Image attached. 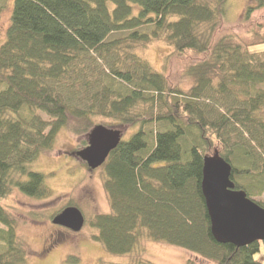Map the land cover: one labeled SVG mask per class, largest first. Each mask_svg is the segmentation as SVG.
<instances>
[{"label":"trees","instance_id":"trees-1","mask_svg":"<svg viewBox=\"0 0 264 264\" xmlns=\"http://www.w3.org/2000/svg\"><path fill=\"white\" fill-rule=\"evenodd\" d=\"M246 3L241 38L228 0H15L0 44V264H27L30 253L4 201L15 188L51 196L31 162L62 128L85 147L95 117L138 127L102 166L111 212L91 224L108 252L150 239L212 264H264L255 257L264 241L215 238L202 189L204 157L218 150L235 187L264 207V50H250L264 43L254 17L264 0ZM155 40L173 48L165 73L137 53ZM183 78L193 80L187 91Z\"/></svg>","mask_w":264,"mask_h":264},{"label":"rangeland","instance_id":"rangeland-1","mask_svg":"<svg viewBox=\"0 0 264 264\" xmlns=\"http://www.w3.org/2000/svg\"><path fill=\"white\" fill-rule=\"evenodd\" d=\"M247 1L228 0V23L241 38L248 36L242 26V13ZM14 3L15 0H0V5H3L0 16V44L7 38ZM132 5L134 13L137 14L141 6L137 3ZM254 17L258 21L264 20V9L257 10ZM250 50H264V43L251 46ZM172 52L173 48L164 40H155L137 47L140 56L149 60L154 69L164 73V61ZM192 85V78L179 81V86L184 91L189 90ZM95 118L96 123L108 127L118 124L114 119ZM137 129L136 126L127 128L122 139H129ZM83 141V137L75 136L68 129L62 128L56 136L53 149L41 153L31 162L30 169L45 175L46 184L52 190L51 196L38 199L15 188L4 201V205L15 218L17 234L30 249L27 264H141L147 260L156 264H185L189 259H195L196 264H212L190 250L150 239L144 240L139 249L132 253L116 255L108 252L95 238L98 229L91 224L95 215L111 212L110 199L104 186L105 172L102 166L90 169L74 153L81 149ZM256 199L264 201V193ZM70 204L80 208L86 219L83 228L78 232L53 222V218ZM4 227L0 223V229ZM255 257L264 261V246ZM69 258L77 261H69Z\"/></svg>","mask_w":264,"mask_h":264},{"label":"water","instance_id":"water-1","mask_svg":"<svg viewBox=\"0 0 264 264\" xmlns=\"http://www.w3.org/2000/svg\"><path fill=\"white\" fill-rule=\"evenodd\" d=\"M120 126L97 124L87 136V145L76 151L90 169L104 165L122 139ZM232 166L217 150L204 157L202 189L212 222V231L220 243L238 246L264 241V207L235 187ZM55 224L80 231L85 216L77 206H68L53 218Z\"/></svg>","mask_w":264,"mask_h":264},{"label":"flooded vegetation","instance_id":"flooded-vegetation-1","mask_svg":"<svg viewBox=\"0 0 264 264\" xmlns=\"http://www.w3.org/2000/svg\"><path fill=\"white\" fill-rule=\"evenodd\" d=\"M59 225V224H58ZM62 226V225H61Z\"/></svg>","mask_w":264,"mask_h":264}]
</instances>
